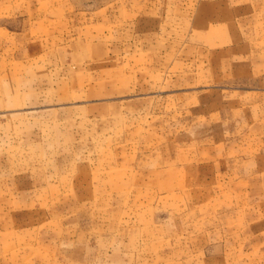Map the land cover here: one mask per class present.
Here are the masks:
<instances>
[{"label":"rangeland","instance_id":"obj_1","mask_svg":"<svg viewBox=\"0 0 264 264\" xmlns=\"http://www.w3.org/2000/svg\"><path fill=\"white\" fill-rule=\"evenodd\" d=\"M0 264H264V0H0Z\"/></svg>","mask_w":264,"mask_h":264}]
</instances>
